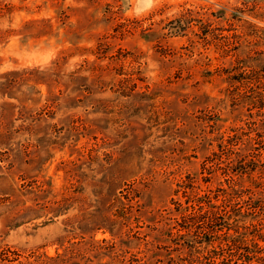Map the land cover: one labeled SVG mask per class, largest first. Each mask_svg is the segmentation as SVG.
I'll use <instances>...</instances> for the list:
<instances>
[{
	"label": "rangeland",
	"instance_id": "obj_1",
	"mask_svg": "<svg viewBox=\"0 0 264 264\" xmlns=\"http://www.w3.org/2000/svg\"><path fill=\"white\" fill-rule=\"evenodd\" d=\"M239 74L264 77V0H0V264L155 257L171 199L232 186L219 143L264 164Z\"/></svg>",
	"mask_w": 264,
	"mask_h": 264
},
{
	"label": "trees",
	"instance_id": "obj_2",
	"mask_svg": "<svg viewBox=\"0 0 264 264\" xmlns=\"http://www.w3.org/2000/svg\"><path fill=\"white\" fill-rule=\"evenodd\" d=\"M262 78L259 74H254L252 78L239 74L231 79L236 83L233 87L238 85L239 91L246 85L245 82L249 83L252 79L257 83L253 91H257ZM256 93L245 97L249 98L248 105L264 104V94ZM229 98L233 108H240L246 102L241 92L231 93ZM224 101L221 108L225 111L227 105ZM234 140H227L224 146L219 143L220 154H214L212 160L206 159L208 163L218 162L221 165L219 170L224 176L230 175L227 183H232V186L203 194L193 190L187 192V187L183 191V203L171 199L172 208L162 211V229H152L160 240L159 247H154L158 254L150 256L145 249L146 259L142 264H264V164L256 172L258 162L246 161L247 156H242L240 149L234 148L237 137ZM234 172H239L241 178L246 176L251 185L244 187L238 183V187L231 175ZM255 173L257 177H254ZM136 239L140 238L135 234L129 235L124 241L126 247L129 248ZM142 241L145 246L148 245L146 238Z\"/></svg>",
	"mask_w": 264,
	"mask_h": 264
}]
</instances>
